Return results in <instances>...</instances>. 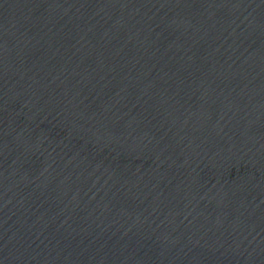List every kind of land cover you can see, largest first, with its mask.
I'll return each mask as SVG.
<instances>
[{"label": "water", "instance_id": "1", "mask_svg": "<svg viewBox=\"0 0 264 264\" xmlns=\"http://www.w3.org/2000/svg\"><path fill=\"white\" fill-rule=\"evenodd\" d=\"M0 264H264V0H0Z\"/></svg>", "mask_w": 264, "mask_h": 264}]
</instances>
